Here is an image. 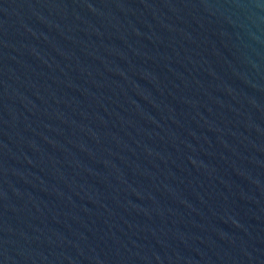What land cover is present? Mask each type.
Masks as SVG:
<instances>
[{"label": "water", "instance_id": "95a60500", "mask_svg": "<svg viewBox=\"0 0 264 264\" xmlns=\"http://www.w3.org/2000/svg\"><path fill=\"white\" fill-rule=\"evenodd\" d=\"M0 264H264V0H0Z\"/></svg>", "mask_w": 264, "mask_h": 264}]
</instances>
